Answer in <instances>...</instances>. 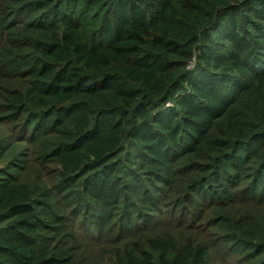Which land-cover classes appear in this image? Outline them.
<instances>
[{
	"label": "trees",
	"instance_id": "16d2710c",
	"mask_svg": "<svg viewBox=\"0 0 264 264\" xmlns=\"http://www.w3.org/2000/svg\"><path fill=\"white\" fill-rule=\"evenodd\" d=\"M0 264H264V0H0Z\"/></svg>",
	"mask_w": 264,
	"mask_h": 264
},
{
	"label": "rangeland",
	"instance_id": "374dc122",
	"mask_svg": "<svg viewBox=\"0 0 264 264\" xmlns=\"http://www.w3.org/2000/svg\"><path fill=\"white\" fill-rule=\"evenodd\" d=\"M0 131H2V132L4 131V128H3V127H1V126H0Z\"/></svg>",
	"mask_w": 264,
	"mask_h": 264
}]
</instances>
